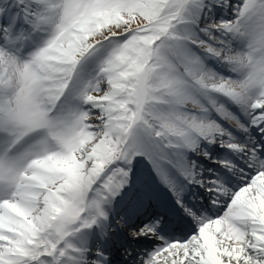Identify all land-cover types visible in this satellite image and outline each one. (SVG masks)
I'll return each mask as SVG.
<instances>
[{
  "label": "snow or ice",
  "instance_id": "6c2138e0",
  "mask_svg": "<svg viewBox=\"0 0 264 264\" xmlns=\"http://www.w3.org/2000/svg\"><path fill=\"white\" fill-rule=\"evenodd\" d=\"M228 7L233 18L205 21ZM202 144L246 161H215L241 174L237 190L202 178L187 156L211 158ZM137 157L177 197L172 170L225 205L198 215L178 198L194 231H132L162 242L140 264H264V0H0V264H111L74 238L109 235L106 205Z\"/></svg>",
  "mask_w": 264,
  "mask_h": 264
},
{
  "label": "bare ground",
  "instance_id": "6f19581e",
  "mask_svg": "<svg viewBox=\"0 0 264 264\" xmlns=\"http://www.w3.org/2000/svg\"><path fill=\"white\" fill-rule=\"evenodd\" d=\"M218 10H220V9L214 8L212 13L210 14V17H205V18H211L214 20H219L221 18L229 19V15L227 13H219L221 11H218ZM216 11H218V12H216ZM190 27H193V26H190ZM199 35L202 36L203 34L200 33ZM235 43L239 47H246V44H247L246 41H235ZM207 63L209 65H211L213 63L215 64V60L209 59V60H207ZM216 66H217V64H216ZM221 66H224V65L221 64ZM88 68H90V65ZM93 68H95V66H93ZM93 68L91 67V69H93ZM223 68L228 69L227 67H223ZM223 68L220 66H217L216 70L218 72H221V69H223ZM228 73L230 75H233L232 73L229 72V70H228ZM216 119H219V117H216ZM227 126L229 127V130L232 131L233 134L235 136H237V138L239 140L240 139H244V140L246 139L245 136H241L244 134L238 132L235 129L230 128L229 125H227ZM256 137H259L258 133H256ZM258 140H259V138H258ZM215 145H217V144H212V145L202 144L201 145V147L205 148L209 153L212 151L214 154L220 155L219 157L212 158L210 160V162L215 163L216 160H223V159L231 160L233 163H235V161L236 162L240 161L242 163L245 162V161H243L241 156H239L237 153L233 152L232 150L227 149V148H224L225 150H220ZM192 155H193V152L187 153L188 159L194 160V161H196V163L198 161H201V158L199 159V158H195V157H197V156L198 157H204V156L198 155L197 153L194 157H191ZM220 167L224 170H227L228 174L229 173H231L233 175L236 174V172L229 171L228 169L223 168L222 166H220ZM132 169H133V177H132L131 186L129 188H127L125 190V192L120 197L116 198L114 207L111 208L110 205H106V208L110 213L109 220H110L111 229H112V231L109 232V235L107 237H103L101 235V230L99 228H94L92 230L84 232L78 238H74V242H76L78 244H86L87 246L93 247V248L101 247L104 250L106 255L110 254V262L111 261L114 262L116 260L114 251L117 250V246H116L117 244L118 245H125V246L129 245V247L127 248L128 252H126L129 255L134 254V252H136V247L146 248L143 251L142 250L139 251V253L143 254V257L147 256V254L149 252H151V251L155 250L157 247H159V246L152 247L150 244L147 245V247L142 246L141 244L143 243V241H142V239H140L141 237L136 238L134 240V243L132 241H130L129 236L127 234H125V232L123 233L124 227H120L117 224V221L120 220L121 217L125 218L127 226H129L131 229L134 228V230H132V231H136L137 229H135L136 228L135 224L137 223L138 219H141L142 217L153 215V214L159 212L160 215L166 216V223L162 224L165 229L169 228L168 230H170V231H172V230L178 231L180 229H185L186 227H183L184 222L182 220H180L181 218L180 219L175 218L172 214H170V212H168L167 206H166V203H168V201H169L168 196L170 195L172 199L176 200V203H177V200L179 198L180 200H182L184 202V205L186 206L187 203H186L184 194L189 190V188H190V191L191 190L201 191V189L199 188L198 185L188 183L187 180H184L183 177L180 176L179 174L175 173L174 170L171 171V175L173 176V178L175 179V181L177 183L178 189L180 190V196L177 197L176 195H174L173 192L165 184L163 185V188H161L160 183L158 182L160 180V178L156 175L155 171L152 168V165L148 162V160L143 158V157H137V159L135 161H133ZM215 174H216V176H211L208 179L218 178L220 180L226 179L227 181H229L228 180V178H230L229 175L223 174V172H221V171H218ZM155 180H157V183ZM160 182H161V180H160ZM229 185L231 186V184H229ZM232 185H235V184H232ZM190 186L193 188H191ZM161 190H163V192ZM205 192H207V191L205 190ZM200 194L202 195L203 193H200ZM207 194L209 195V197L213 198L212 193L207 192ZM203 198H205V196H203ZM221 199H223V197ZM138 200H145L146 201L145 207H143L139 211H133L135 202ZM202 201H203L202 198H197L195 200V202H197L198 204L199 203L201 204ZM204 201H205V199H204ZM210 203H211V200H210ZM177 204L179 206H181L179 203H177ZM200 207H201V209H203L202 205H199V207H193V209L199 210ZM210 210H212V211L209 212V209L207 211H201V213L199 215L207 214L208 216H211L210 214L214 210L211 208H210ZM182 214H183V212H182ZM114 219H115V221H114ZM148 223H150V221L146 220V223H144L143 225H138L137 227H139V226L143 227L145 224H148ZM186 234L179 235V234L174 233L171 237H165V239L169 240V241L174 240V239H183L186 236ZM136 260H138V258H135V262H136Z\"/></svg>",
  "mask_w": 264,
  "mask_h": 264
},
{
  "label": "rangeland",
  "instance_id": "374dc122",
  "mask_svg": "<svg viewBox=\"0 0 264 264\" xmlns=\"http://www.w3.org/2000/svg\"><path fill=\"white\" fill-rule=\"evenodd\" d=\"M220 10H218V11H221V12H219V13H227L228 15H229V19H231V18H233V10L231 9V7H228V8H219ZM218 11H216V12H218ZM207 19H209V18H205V21H207ZM46 35L47 34H40L37 38H36V42L37 43H42L43 42V38H45L46 37ZM201 38H206V37H204L203 35L201 36ZM243 48V47H242ZM214 62V61H213ZM218 65V66H220V67H226V66H221V64L218 62V61H215V65ZM90 68L89 69H91V67L93 68V66H95L96 67V62L95 61H93V62H91L90 64ZM89 65H88V67H89ZM214 65V63L212 64V66ZM211 66V67H212ZM94 69V68H93ZM221 73L222 74H224V75H230L229 73H228V69H226V68H223V69H221ZM222 123H224V125H225V127H228L227 125V122H224V121H221ZM218 146V145H217ZM194 155H196V153H193V157H194ZM212 164H210V166H211ZM203 166H206V167H203ZM209 167V165L208 164H206V160H204L203 159V163H202V165H201V168L200 169H202V173H204V169H207ZM216 168V167H215ZM212 171V170H211ZM213 172H207V170H205V173L203 174V176H202V178H204V179H208L209 177H211L213 174H212ZM251 174H253V172L251 173ZM251 174H249V175H251ZM155 179V178H154ZM243 183V180H242V178H240L239 180H237V184H235L236 186H231V189L233 190V191H235V190H237L240 186H241V184ZM203 190L205 189V188H203V187H201ZM228 198L227 197H224L223 199H222V201H226ZM209 200H210V198L207 196L206 197V201L203 203V205H205V206H207V207H214V212L213 213H211V216H215V215H219L221 212H222V210H223V208H224V204L222 203L221 205H219V206H214V205H212L211 203H208L209 202ZM179 210H180V208H179ZM185 214V218H187V221L190 223V225L188 224V227L190 226L191 227V229L190 230H188V232H187V235L185 236V238H187V236H189L193 231H194V229H195V227H196V224H195V221L192 219V217H191V219H190V216H188V214L185 212L184 213ZM198 214H199V211H198ZM189 217V218H188ZM129 232L131 233L132 231L131 230H129ZM144 239V238H143ZM147 239H149V240H152L153 242H155V243H153L151 246L152 247H154V246H160L161 245V241L160 240H158L157 238H154V237H151V236H149V237H147ZM120 254H122V253H120ZM135 257H137L138 258V260H136V262L134 261V258H129V256H127V257H125V259H126V261L127 262H125L124 264H140V261H141V257H143V254H141V255H138V256H135ZM146 257V256H145ZM123 264V263H122Z\"/></svg>",
  "mask_w": 264,
  "mask_h": 264
}]
</instances>
